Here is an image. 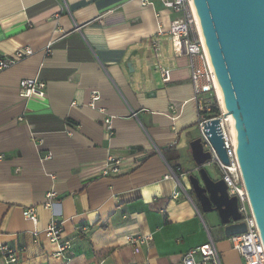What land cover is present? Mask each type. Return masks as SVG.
Masks as SVG:
<instances>
[{
	"label": "crops",
	"instance_id": "1",
	"mask_svg": "<svg viewBox=\"0 0 264 264\" xmlns=\"http://www.w3.org/2000/svg\"><path fill=\"white\" fill-rule=\"evenodd\" d=\"M148 1L0 0V57L34 51L0 71V245L20 250L17 264H181L209 237L222 264H243L217 214L194 198L189 58L174 54L166 33L174 14ZM133 53L145 61L131 73ZM22 79L43 81L45 95L21 98ZM108 157L120 160L117 175H102ZM170 169L177 179L165 178ZM29 208L36 224L23 217ZM52 219L63 252L45 236ZM131 235L152 241L134 253Z\"/></svg>",
	"mask_w": 264,
	"mask_h": 264
},
{
	"label": "water",
	"instance_id": "2",
	"mask_svg": "<svg viewBox=\"0 0 264 264\" xmlns=\"http://www.w3.org/2000/svg\"><path fill=\"white\" fill-rule=\"evenodd\" d=\"M208 58L225 110L236 129V156L251 210L264 245V0H193ZM127 66L131 73L141 68L145 57L133 53ZM207 126L209 141L220 159L228 163L223 140ZM198 176L189 175L194 198L203 213L215 212L224 236L244 233L238 222L236 197L226 185L212 180L204 164L210 158L200 138L189 144Z\"/></svg>",
	"mask_w": 264,
	"mask_h": 264
},
{
	"label": "built area",
	"instance_id": "3",
	"mask_svg": "<svg viewBox=\"0 0 264 264\" xmlns=\"http://www.w3.org/2000/svg\"><path fill=\"white\" fill-rule=\"evenodd\" d=\"M158 1L161 7L174 14V18L171 20L169 28L166 31L171 39L174 54H185L189 58L190 83L192 86L191 100L195 103L197 114L196 127L203 151L210 154V158L204 165L215 166L217 168L220 173V179L226 185L228 195L237 198L238 212L241 215V219L238 222H244L246 226L244 233L229 237L232 248L238 252L242 258L243 264H264V245L251 210L249 198L238 164L235 150L236 139L234 141L231 134V122L228 118L230 114L222 109L218 95V88L208 58L193 0ZM142 4L152 5V2L142 0ZM157 33L158 35L165 34L161 24H158L157 26ZM49 44L45 49L46 55L50 54L51 49ZM152 48L156 51L157 45L152 44ZM33 52L34 51L31 47L25 46L15 51L11 56L0 57V71L31 56ZM160 74L163 82L170 80L169 70L160 68ZM45 88L46 85L43 81L37 79H22L19 82V96L24 99L33 96L43 97L45 95ZM99 99L100 97L97 91H92L90 106L96 108V102ZM214 120L218 121L216 129L222 137L228 163H224L220 159L215 148L209 141V135L206 133L207 126H209ZM103 123L105 130L111 135V118H105ZM51 156V153H49L43 158V160L51 159ZM1 157L2 156L0 155V158ZM119 165L120 160L118 158L108 157L102 175H117L119 173ZM165 178L177 179L178 176L172 169H170L165 175ZM179 195L180 192L176 191L172 194V198L176 199ZM54 197V192L46 194V201L44 202L45 208L51 209L55 205ZM23 217L33 224H36L37 222V215L33 208L24 210ZM61 224L62 223L57 219H52L44 233L50 241L58 245V250L63 252L68 248V245L59 244L62 235ZM151 241V235H131L126 238V243L133 248L134 253H139L141 248L147 246ZM19 252V249L0 245V256L2 257L3 264H17ZM181 264H222V262L214 240L209 237L204 244L186 251L182 256Z\"/></svg>",
	"mask_w": 264,
	"mask_h": 264
},
{
	"label": "rangeland",
	"instance_id": "4",
	"mask_svg": "<svg viewBox=\"0 0 264 264\" xmlns=\"http://www.w3.org/2000/svg\"><path fill=\"white\" fill-rule=\"evenodd\" d=\"M194 135H195V139L199 137L197 129L195 130V134ZM204 168L206 169L209 177L212 180H219L220 179V173H219V171L217 170V168L215 166H207L206 165V166H204ZM194 175L198 176V173L195 172Z\"/></svg>",
	"mask_w": 264,
	"mask_h": 264
},
{
	"label": "bare ground",
	"instance_id": "5",
	"mask_svg": "<svg viewBox=\"0 0 264 264\" xmlns=\"http://www.w3.org/2000/svg\"><path fill=\"white\" fill-rule=\"evenodd\" d=\"M218 95H219V92H218ZM219 98H220V101H221L222 109H223L224 111H226V110H225V106H224V102L222 101L220 95H219ZM228 118L230 119V122H231V123H230V124H231V134H232L233 139H234V141H235V139H236V129H235V127H234L233 119H232V116H231V115H229Z\"/></svg>",
	"mask_w": 264,
	"mask_h": 264
},
{
	"label": "trees",
	"instance_id": "6",
	"mask_svg": "<svg viewBox=\"0 0 264 264\" xmlns=\"http://www.w3.org/2000/svg\"><path fill=\"white\" fill-rule=\"evenodd\" d=\"M214 112H215V110H214ZM169 150H171V149H170V148H168V149H164V150H163L164 155H166V154H167V151H169Z\"/></svg>",
	"mask_w": 264,
	"mask_h": 264
}]
</instances>
